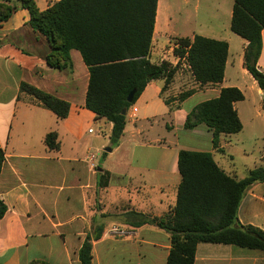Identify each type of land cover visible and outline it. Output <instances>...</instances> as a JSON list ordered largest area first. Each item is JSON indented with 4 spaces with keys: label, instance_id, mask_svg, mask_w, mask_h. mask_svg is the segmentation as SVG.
<instances>
[{
    "label": "crops",
    "instance_id": "0c3cea01",
    "mask_svg": "<svg viewBox=\"0 0 264 264\" xmlns=\"http://www.w3.org/2000/svg\"><path fill=\"white\" fill-rule=\"evenodd\" d=\"M56 1L35 0L41 11ZM198 1L205 4L201 10L197 6L202 31H193L191 37H174L177 41L199 34L227 41L224 79L208 85L195 80L185 57L174 52L177 42L171 43L167 35L172 21L169 4L158 0L150 59L179 66L167 87L165 78L150 81L128 109L118 149L132 143L129 164L112 165L108 159L97 162L93 152L99 134L90 131L91 126L101 123L111 133L113 123L86 107L90 70L82 53L72 48L66 67L50 65L53 47L32 26L29 10L19 0H0V4L15 6L0 20V143L5 151L0 199L8 207L0 219V264H31L33 260L81 264L80 248L98 224L104 229L94 241L92 264H167L169 233L152 224L132 226L124 214L136 211L163 217L172 212L182 180L179 152L209 151L236 179L264 166V92L244 66L248 41L231 29L235 0ZM262 39L258 68L264 72V30ZM22 83L67 101L68 116L59 119L32 96L21 93ZM224 87H238L245 95L234 103L243 129L222 134L219 149L214 147L213 131L207 125L187 129L185 121L198 103L218 97ZM189 90L192 93L181 101L179 95ZM51 132L57 133L58 149H50L45 142ZM247 139L259 147L260 155L248 174L240 175L235 148L240 145L245 152L256 151L247 148ZM220 153H229L231 161ZM102 170L109 172V184L100 188L98 173ZM238 220L264 229V181L246 190ZM195 264H264V251L201 242Z\"/></svg>",
    "mask_w": 264,
    "mask_h": 264
},
{
    "label": "trees",
    "instance_id": "16d2710c",
    "mask_svg": "<svg viewBox=\"0 0 264 264\" xmlns=\"http://www.w3.org/2000/svg\"><path fill=\"white\" fill-rule=\"evenodd\" d=\"M30 12L32 26L50 40L53 51L50 65L64 68L70 63L69 51L78 49L90 70L86 107L98 118L113 123L111 140L119 143L127 123L129 109L148 83L165 78L167 87L179 64L152 62L150 59L156 25L158 0H58L41 11L35 0H19ZM15 6L0 4V20L8 17ZM231 29L248 41L244 66L264 92V72L258 68L262 53L264 30V0H235ZM174 52L185 57L201 85L216 84L224 79L228 57V42L196 34L193 38H177ZM137 89L133 102L127 100ZM21 93L32 96L40 105L52 110L59 119L70 111V104L28 83H22ZM192 91L179 95L182 101ZM245 98L238 87H224L216 98L198 103L188 114L185 128L205 124L213 131V145L219 148L222 134L238 133L242 121L234 103ZM50 149H58L56 132L47 134ZM220 149V148H219ZM5 151L0 143V171ZM178 167L182 177L177 201L170 214L150 216L136 211L124 214L126 223L140 227L152 224L168 232L171 249L167 264H195L197 245L205 243L233 244L264 251V229L242 225L238 211L246 190L264 181V166L254 168L243 179L227 174L209 151L182 149ZM98 187L109 184V172L102 170ZM8 211L0 199V219ZM103 225L94 227L80 248L81 264L93 263L94 241L101 238ZM31 264H48L33 260Z\"/></svg>",
    "mask_w": 264,
    "mask_h": 264
},
{
    "label": "rangeland",
    "instance_id": "374dc122",
    "mask_svg": "<svg viewBox=\"0 0 264 264\" xmlns=\"http://www.w3.org/2000/svg\"><path fill=\"white\" fill-rule=\"evenodd\" d=\"M169 4L168 14L171 17V30L167 31L171 43H176V38L174 36H192L193 31L200 33L202 31L198 28L199 22V12L197 6L200 5L203 7L205 4L202 1L198 0H189L188 3L185 0H166ZM92 130H96V134H99L96 142H94V154L97 158V162L103 163L106 159L112 164L116 165L117 163L129 164L130 151L133 148L132 143L122 145L119 149V143L114 144L111 140V133L108 132L107 128L103 124H98L91 126ZM247 148H255V152L244 151L240 145L235 148L234 153V162L240 168V175H247L248 169L254 167L255 163L258 162L260 153L258 152L259 147H255V144L246 140ZM263 143L260 142L258 145ZM254 146V147H253ZM115 149L114 152H106L105 148ZM127 153V155H125ZM112 154V155H111ZM227 161H231L229 153H220ZM106 166V165H105Z\"/></svg>",
    "mask_w": 264,
    "mask_h": 264
},
{
    "label": "water",
    "instance_id": "95a60500",
    "mask_svg": "<svg viewBox=\"0 0 264 264\" xmlns=\"http://www.w3.org/2000/svg\"><path fill=\"white\" fill-rule=\"evenodd\" d=\"M136 92H137V89H134V90H132V91L130 92V94H129L128 98H127V100H128L129 102H133ZM127 111H128V109H124V110H123V114H127ZM105 151H106V152H110V151H112V148H110V147L105 148Z\"/></svg>",
    "mask_w": 264,
    "mask_h": 264
},
{
    "label": "built area",
    "instance_id": "2783aa9c",
    "mask_svg": "<svg viewBox=\"0 0 264 264\" xmlns=\"http://www.w3.org/2000/svg\"><path fill=\"white\" fill-rule=\"evenodd\" d=\"M134 110H137V108H134ZM90 131H92V129H90ZM93 167H96L95 164H92Z\"/></svg>",
    "mask_w": 264,
    "mask_h": 264
}]
</instances>
